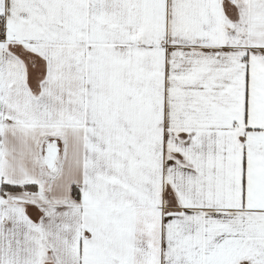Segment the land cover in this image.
<instances>
[{
  "label": "snow or ice",
  "instance_id": "obj_1",
  "mask_svg": "<svg viewBox=\"0 0 264 264\" xmlns=\"http://www.w3.org/2000/svg\"><path fill=\"white\" fill-rule=\"evenodd\" d=\"M0 264H264V0H0Z\"/></svg>",
  "mask_w": 264,
  "mask_h": 264
}]
</instances>
